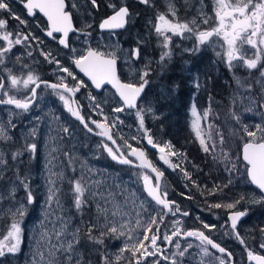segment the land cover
<instances>
[{"label": "rangeland", "instance_id": "obj_1", "mask_svg": "<svg viewBox=\"0 0 264 264\" xmlns=\"http://www.w3.org/2000/svg\"><path fill=\"white\" fill-rule=\"evenodd\" d=\"M67 1L72 23L75 29L82 33L81 36H73L70 39L67 51L50 48L36 34L40 24L35 21L28 22L13 11L0 10V19L6 21V27L0 29V34L10 33L8 31V16H19L24 19L26 24L23 25L27 33L19 32L21 34L19 38L21 41L27 42V45L21 46L19 50L25 52L35 51L39 57L35 62L42 65L41 69L36 70L40 73V76L42 73H47L54 80L59 81L58 77H64V82H69L71 85L76 84V81L71 77L58 71L55 63H48L41 55V52H51L62 66L68 67L77 79L84 83V86L80 88L79 100L88 116L101 123L104 122V116H107L108 124H115V127L110 128L113 137L124 151L129 149L127 145H131L133 148L145 146L148 147L145 148L146 151L151 150L153 152L155 164L159 171L163 173V185L168 183L166 186L169 187V192L174 198H178V202L183 208L178 211L177 215L171 211L174 214L172 218H166L163 222H158V227L161 226L162 231L157 240L156 254L144 256L141 264H170L173 259L179 260L180 264H201V261H203V264H209L207 256L203 255L201 248L195 246L193 242L181 243L172 239L171 243L168 244V241L164 239L166 235L170 236L174 231L173 224L176 221H180L178 227L181 229L182 224L186 223L203 222V225H210L206 222L211 217H198L199 215L191 210L188 204L195 203V200L191 199L193 189L187 186L186 178L183 177L181 172L182 167L177 173L173 172L175 167L174 163L171 164L169 161V149L161 153L157 148H153L148 144L145 131L140 128L136 113L143 110L141 115L144 118L145 130L151 124L158 122L169 124L172 120H175L172 115L173 112L170 111L167 104L163 103L167 93L161 91H167L168 80L176 79L188 90V96L184 108H181V113L188 118V126L192 137L199 141L192 127L195 120L192 107L195 106L197 113L201 115L202 94L205 93L202 86L206 84L207 80L203 76L211 71L217 77L218 72L224 70L223 72L233 83L232 88L227 92L228 110L226 116L232 118L233 114L239 115V125L241 127H237L236 135H238V142L241 143L248 139L243 136L242 125L254 128L256 124H264V108H260L258 104H251L248 99V97H252L258 102L264 103V100L261 99L264 96V85L257 83V80L260 79L259 72L252 70L250 73L244 67H236L233 71H229L225 62L226 58H223L226 45L219 37H212L210 43L201 46L199 51L191 52L186 51V49H192L195 44V38L191 34L185 33L184 38H182L179 35L167 33L171 36L169 48L164 49L162 47L163 38L157 36L153 25L158 14H166V18L173 19L169 13V3L174 5L176 9L175 19L178 22L187 23L196 19L197 27L203 30L208 28L209 25L201 22L200 10L209 17H214L213 0H151L150 5L141 4L139 0H99L100 7H94L92 0ZM109 2L116 5L128 3L137 12L130 15L127 26L122 32L97 33L95 30L97 22L112 10L108 7ZM88 25H91V27H88ZM29 33L32 36L25 40L24 36ZM85 33L89 35L86 36ZM16 38L15 34L10 37L13 41ZM15 45L17 44H14L13 47ZM0 46L6 47L7 44L0 40ZM42 46H44V49H42ZM88 48L104 53H114L117 63V77L124 83H142L139 74L145 66L148 67L150 72L149 76L146 77L148 83L137 98L136 108L124 110L120 113L114 112L113 108L121 105L113 93L107 88L99 93H93L89 85L73 70V59L83 55ZM134 48L140 50L138 59H132L129 55ZM244 48L248 56L254 58L256 50L246 44ZM12 49L5 54L4 63L0 64V75L5 82L1 97L3 99V92L8 91L10 95L24 99L30 97V91L25 89L22 84L18 85L17 88H12L8 81V70H11V74L21 78V80L26 78L29 71L34 73L35 70L25 65L24 55L17 50L12 51ZM73 49H75V52H73ZM164 51H170V57L162 62L160 56ZM217 53H220V55H217ZM201 57H203V60L200 61ZM262 61H264V57H262ZM234 77H239L245 84H251V92L247 91L246 88H238ZM158 80L164 81L163 83L160 82V88H157ZM202 81L203 84H201ZM197 83L200 84L199 88L196 87ZM31 86L29 87L31 88ZM46 91L47 93H45ZM42 92L43 94L38 98L37 103L27 117L20 112L16 113L12 110L0 108V127L4 128L10 137L8 140L0 139V155L5 161V164L0 165V233L6 234V228L13 220L19 223L21 229L19 250L14 254L6 252L4 257H0V264H47L49 244L47 239H42V233L45 231L51 233L54 227L59 229L61 220L67 223L69 230L67 239H71V232L78 227L81 229L82 240L76 246L77 252L74 259L78 258L81 264H101V255L106 253L114 261L120 252V248L125 243H133V241L128 240L129 235H132L134 239H142L146 227L145 222L148 220L149 215L156 216L159 221V208L151 204L143 195L140 186L142 181L140 174L129 171L124 167L118 169L117 166L110 165L111 163L109 164L106 157L108 153L103 147L105 143L89 138L79 127L72 125L71 114L68 111L65 112L63 102L54 91L42 90ZM89 95L95 98V103H98L100 108H96L93 101L89 100ZM49 96L53 97L54 100L50 101L45 98ZM249 107L251 110H248ZM101 109L103 110L102 115L100 114ZM233 121L236 124L235 119ZM199 125L201 128V120ZM178 127H182L181 124ZM65 128L68 129L67 133L64 132ZM178 135L182 136L180 133ZM33 143L36 145L34 153L25 150L28 144ZM54 149L55 151H53ZM18 150L21 155L13 160L12 153ZM206 154L208 155L209 152ZM161 156H164L168 163H165ZM210 165H212L211 162H209ZM53 173L62 174L63 179L59 175H52ZM17 175L29 185L33 194V203L29 204L27 202V192L17 180ZM50 178L54 181V184L48 183ZM202 178L205 179V176ZM219 178L226 181V174H220ZM243 178V176H240V179ZM70 180H81V183L86 187L85 203L79 211L76 210L73 203ZM224 181L218 179L216 185H220L219 188H223V191L226 189L224 191L226 195L222 197L224 198L223 205L239 201L236 205L252 208L263 202L262 197L253 190L247 189L245 192L243 190L232 191L227 188L229 184ZM245 184L246 181L241 180V189ZM50 187L58 189L59 205L55 202L52 204L46 202ZM204 187L201 183L198 184L196 189L194 188L197 196L202 195L205 198L202 205L210 203L216 197L214 192L209 194V191L212 190L211 187V189L205 191L203 190ZM242 197L243 199H241ZM142 203L143 208L141 207ZM21 204L24 205V215L13 217L12 213ZM98 206L109 209L107 215L116 223L118 228L120 223L127 224V227L123 229L125 233L123 236L119 238L106 237L104 245L92 244L83 237L85 226L97 221ZM117 207L121 214L112 217L111 213ZM185 207L188 209H185ZM145 208L148 209L147 212H145ZM199 211H201V208ZM185 212L188 213L187 216L183 215ZM137 213L140 215L138 216ZM137 219L141 220L140 226L136 225ZM99 222L100 224L104 223L103 215L99 216ZM263 224L264 222L257 224L256 230L251 228L255 227L252 222L248 224L243 222L240 225L239 230L243 236L242 238L240 236V239L244 241L246 248H257L261 245L264 240V234L260 232V229L264 228ZM156 227L157 225H153V232ZM215 229L220 232L219 239L231 241L230 233L224 221L218 223ZM94 234L99 236V231H94ZM0 239H3L2 235H0ZM177 242L181 246L180 249L175 246ZM145 243L149 244L150 241ZM232 243L234 248L231 251L236 257V261L242 262L243 256L239 251L238 243L235 241ZM232 243L230 242L227 246L231 247ZM189 244L192 247L188 249L184 257L172 255L174 252L183 250ZM149 250L151 251V249ZM42 256L43 261L41 260ZM58 256L61 260L63 259L62 255L58 254ZM137 256L139 257L140 253H137ZM164 257H168V259H164ZM119 264H136V260L130 252H125Z\"/></svg>", "mask_w": 264, "mask_h": 264}, {"label": "snow or ice", "instance_id": "obj_2", "mask_svg": "<svg viewBox=\"0 0 264 264\" xmlns=\"http://www.w3.org/2000/svg\"><path fill=\"white\" fill-rule=\"evenodd\" d=\"M139 3L144 5H150L151 0H139ZM92 5L94 7L97 6V0H92ZM24 7L28 10V15L33 14L34 9H39L49 21V30L46 32V35L52 37L54 32L62 33L63 36L59 39V44L63 45L65 48L68 47L67 36L69 32L76 31L73 28L72 19L68 12L65 11V3L64 0H27L24 4ZM75 7V5H73ZM108 7L113 10L112 15L108 16L99 24V28L101 30L105 29H121L124 28L126 23L128 22V18L130 17L129 9L123 3L121 5H116L114 3L109 2ZM213 12L214 17H209L207 14L201 11V22L205 25H209L208 28L200 30L197 27V20L193 19L187 23H181L176 20V9L174 5L169 3L168 9L169 13L173 17V19L166 18V14H158L157 19L153 25L154 31L158 37L163 38L162 47L164 49L169 48V43L171 42V36L167 35V33H172V35H179L184 38L185 33L191 34L192 37L195 38V44L192 49H186V51L196 52L200 50V47L210 43L212 37H219L224 41L226 48L223 53V58L229 68V71H233L236 67H244L250 73L252 70H256L259 72L260 79L257 80V83H261L264 85V61H262V57H264V0H213ZM0 10L11 11L9 4L6 0H0ZM15 19H18L20 24H26V21L19 16H14ZM6 21L4 19H0V29H5ZM91 27V25H88ZM13 33L4 32L0 34V40L6 42L7 46H0V64L4 63L5 54L10 52L14 44H20L21 39L20 33L17 32L15 35L17 38L13 41L10 37ZM85 35H89L85 33ZM32 36L29 33L27 36H24V39L27 40ZM34 39V37H32ZM250 46L252 49H255L254 58L249 57L247 54L244 45ZM75 52V49H73ZM31 55V53H29ZM41 55L44 56L45 60L48 63H55L57 70L65 73L68 77H71L74 81H76L75 85H69L64 82V77H58L59 83H47L46 81H41L40 77L34 74L32 71H29L26 78L22 79L12 75L11 70H8V81L12 88H17L18 85H23V87L30 91L31 97H26L24 99H18L13 95H10L8 91L3 92V99H0V104L13 105L16 109L27 111L30 107L31 100L37 96L36 89L39 88L41 83L45 84V87L51 88L54 93L59 96V99L63 102L65 109L79 122L84 125V127L92 132L93 129L89 127V122H86L85 118L81 115L78 107L76 106L75 100H70L65 97L62 93H68V96L71 97L75 95L76 92L80 90L81 87L84 86L82 81H79L77 77L73 74V72L68 68L64 67L60 64L59 60H57L51 52L44 53L41 52ZM132 59H138L140 56L139 48H134L129 53ZM220 55V53H217ZM170 57V51L162 52L160 56V60L163 62L166 58ZM242 62V63H236ZM73 63L76 68L79 69L80 72L84 73L95 85L97 89L101 87L105 82L112 84V86L116 89L117 93L120 96V99L123 101V106L114 107L113 111L116 113H120L124 111L125 108H136L137 98L140 96L142 91L144 90L145 85L148 83L146 79L149 76L150 72L148 67L140 72L139 78L142 81L139 85L133 83H122L120 79L117 77V68H116V57L114 53H104L99 50H93L89 48L87 50L86 55H80L73 59ZM27 67V66H25ZM238 88H246L247 91L251 92L252 85L245 84L239 77H234ZM30 85H35V87H29ZM196 87L199 88L200 84L197 83ZM5 88V82L0 80V89ZM62 90V91H61ZM251 104H258L260 108H264V103H260L252 97H248ZM264 100V96L261 97ZM89 100L93 101L96 108H100L98 103H95V98L89 95ZM248 110H251L249 107ZM143 110L137 111L136 115L140 123V128L145 131V136L148 140V144L153 148H157L161 153L165 152V149H169V155H176L174 151H171V146L165 144L164 146H160L151 136H148L147 130L144 129V118L141 115ZM101 115L103 114V110L101 109ZM192 114L195 117L193 121V131L196 134V138L199 140L200 146L204 152H209V148L206 145L205 140L202 138L203 132L200 128L199 121L203 119H207L209 115V111H205L203 115H199L195 106L192 107ZM233 119L240 123V117L237 114H233ZM108 117L104 116V122H98L95 120L90 121L91 123L96 125V128L101 129L100 132L94 133L96 135H100L105 137L108 140H112L113 143L115 141L110 134L109 129L111 127H115V124H108ZM242 133L243 136L248 139L243 142V159L248 165L247 174L253 184H255L262 192H264V124H256L253 127L248 125H242ZM64 132H68V129L65 128ZM235 134V131H234ZM217 135H220L221 143L224 142V137L219 132ZM0 139L8 140L10 137L7 135L6 130L0 127ZM104 150L108 153V155L115 161L120 164H132V161L125 158L123 154L117 156L115 153L120 152L121 150L117 148L115 152L112 148H110L107 144L103 145ZM128 148L131 149L130 152L127 153L128 156H135L138 160L141 161L139 165H135L140 168H148L151 172L155 173V183H153L152 179L143 173H141V179L144 182V191L147 193V196L151 198V201H154L156 205L160 206L159 209V221L156 216L149 215L148 220L145 222L146 227L144 228L142 239H134L132 235L128 236V240L133 241V243L128 244L125 243L122 248H120L119 254L115 257L113 261L106 253H102L101 255V264H119L120 260L123 257L125 252H130L132 257L136 260V264H141V260L146 255H155L156 254V245L158 236L153 232V225H157L158 231V222H163L164 215L167 212L171 211L170 205L174 202L169 201L167 199V192L161 190V180L160 177L163 175L158 169H156L152 163L147 159L145 153L141 149L133 148L131 145H127ZM29 152L34 153L36 151V145L28 144L26 149ZM213 147V151H214ZM55 151V149L53 150ZM21 152L18 150L12 153V158L15 160ZM67 155V153H65ZM225 159H227V153L224 154ZM161 159L164 160L165 163H168V160L161 156ZM5 164V161L0 155V165ZM231 169H229L230 171ZM52 175H59L61 179H63L62 174L53 173ZM187 177L188 174L185 173ZM83 179V178H81ZM17 180L19 183L23 185L25 191L27 192V202L29 204L33 203V194L30 191L29 185L25 183V180L17 175ZM71 192L73 196V203L77 211H79L85 203V192L86 187L81 183V180H70ZM49 184H54V181L50 178L48 180ZM219 188V186H216ZM215 189L209 191V194H213ZM58 189L54 187H50L48 189L47 203L52 204L55 202L57 205L60 203V197L57 195ZM95 195V194H93ZM243 199V197L241 198ZM260 202V201H253ZM239 203L236 201L234 203H228L226 205H222L220 203L210 204V208H221L225 207L227 209L235 208V205ZM143 208V203L141 204ZM145 212L148 209H144ZM109 209L100 208L98 206V217L95 223H91L85 226L83 230V237L87 239L88 242L96 245H104L106 237L119 238L123 236L125 233L123 231L124 228L127 227L126 223H120L119 228L116 226V223L112 221L107 215ZM120 213L119 208L112 211V217L117 216ZM13 217L16 215L23 216L24 215V205L21 204L19 208L12 213ZM104 216V223L100 224L99 216ZM139 216L140 214L137 213ZM183 215L187 216L188 213L185 212ZM246 215L245 212L236 211L229 215V220L232 222V229L235 232L237 227V221ZM180 221H176L173 224L174 231L172 232V236L181 235V229L178 227ZM136 225H141V220H136ZM204 228H210V225L204 224ZM134 230V229H133ZM20 226L19 223L13 220V222L6 228V234L0 233L3 236V239H0V257H4L7 253H16L19 250L20 244ZM94 231H99V236L94 234ZM260 232L264 234V228L260 229ZM69 233L67 223L63 220L60 222L59 229L53 228L52 232L49 233L45 231L42 233V239L48 240V260L47 264H81V261L77 258L74 259L77 248L76 246L81 243V229L78 227L75 231L71 232V239H67V235ZM151 233V235H150ZM183 235L189 237H195L201 242V251L203 255H209L207 247H203L205 245H211L212 248H215L220 253H225L231 259V254L226 253V250L221 247L219 244L215 243L211 238L206 236L202 231H187L184 232ZM172 236H165V241L171 242ZM55 238L54 240L52 238ZM236 239L240 241L241 244L244 243L242 239H240L239 234L237 233ZM146 241H150L149 244H146ZM176 248L180 249L181 246L177 242ZM192 245L189 244L183 248V250L179 252L172 253L173 256L184 257L185 253L191 248ZM261 248H264V241H262ZM151 249V251L149 250ZM137 253H140V256H137ZM58 254L63 256L61 260ZM249 261H255V264H264V255H255L252 251L247 252ZM164 259H168V257H164ZM43 261V256L41 257ZM170 264H180L179 260H171ZM203 264V261H201ZM220 264H225L223 259L220 260Z\"/></svg>", "mask_w": 264, "mask_h": 264}, {"label": "flooded vegetation", "instance_id": "obj_3", "mask_svg": "<svg viewBox=\"0 0 264 264\" xmlns=\"http://www.w3.org/2000/svg\"><path fill=\"white\" fill-rule=\"evenodd\" d=\"M64 1H65V11L68 12L69 15L71 16L70 9L68 7V1L67 0H64ZM6 2L9 4L11 11L16 12L21 17H23L25 20H27L28 22H34L35 21L36 23L40 24V27L38 28L36 34L39 35L41 37L42 41H44L50 48L53 47V48H57L58 50L60 49V47H58V45H57V40H58L59 36L57 34H53L52 37H46L45 36V32L47 31V27H46V24H45L43 18L39 14H37L36 12H33L32 16H29L28 13L26 12V10L23 8L24 0H6ZM124 5H126L128 7L129 12H131L130 11L131 9L134 10V8H131V6L128 3H125ZM97 7H100V1L99 0H97ZM112 12H113V10H111L106 16H108ZM136 12H134V14ZM106 16H104V17H106ZM104 17H102V18H104ZM7 19L9 20L8 31H10V33L16 34V32H22V31H23V34H26L27 33L24 25L23 24H20L19 20L15 19L14 17H11V16H8ZM98 22H97V24H98ZM127 23L125 25V28L127 26ZM97 24H96V26H97ZM96 26H95V30H96ZM33 32H35V31H33ZM96 32H97V30H96ZM79 33H81V32H79ZM97 33H99V32H97ZM81 35H82V33H81ZM13 37H15V36H13ZM72 37L73 36L71 35L68 38V40H67L68 47H69L70 39ZM23 45H27V42H25V41L22 40L20 44H17V45H15L13 47L12 51L17 50L22 55H24L23 56V59L25 60L24 61L25 62V65H27L30 68H32V70H35L34 71V74L38 75L40 77V80L41 81H46L47 83H51V82H53V83H59V81L54 80L53 77L51 75L47 74V73H42V75L40 76V73L38 71H36V70L41 69L42 68V65H40V63H38V62H35L39 58L38 55L33 50H30L29 52H25L24 50H19L20 47L23 46ZM68 47H67V50H68ZM42 49H44V46H42ZM60 50H62V49H60ZM67 50H62V51H67ZM29 53H31V55H29ZM0 80H3L4 81L3 77H1V75H0ZM65 83L71 85L69 82H65ZM139 84L140 83H138L136 85H139ZM33 86L34 85H32L31 87H33ZM41 89L42 90L53 91L51 88L45 87V84H40L39 88L36 89L37 96L34 98L33 104L31 105V107L27 111H23V110H19V109L14 110V109L9 108V107H0V108L1 109L12 110L13 112H16V113L17 112H20V113H22L23 116L27 117L30 114L31 109L37 103L38 98L43 94V92H42ZM2 90L3 89H0V99H2V97H1L2 96L1 95ZM45 93H47V91ZM79 93H80V90L78 92H76L75 95H73V100L76 101V106L78 107L81 115L85 118L86 122H89V127L93 129V131H92L93 134H88L83 129H81L80 126L76 122L73 121L72 115H71L72 125L73 126H76V127H79L89 138H92L93 140H97V141H100L101 142L102 140L98 137V135L94 134V133L100 132L101 129L96 128V125L90 122V121H92L94 119H92L90 116L87 115L85 109L83 108V105L81 104V102L79 100ZM63 95H65V94H63ZM30 97H31V93H30ZM65 97L68 98V99H70V97H68L67 95H65ZM16 98L23 99L22 97H16ZM45 98H48L50 101L54 100V98L53 97H50V96L49 97H45ZM65 112H67L66 109H65ZM95 121H98V120H95ZM151 125H153V124H151ZM176 129H177L176 133L169 134V137H168V139L165 142L166 144H168V145L171 146V151H174L176 153V155H170L169 156L170 163L171 164L174 163V167H175L174 171L173 170L172 171L175 172V173H177L178 170H181L182 169L181 172H182L183 177L186 178L185 182L187 183V186H189L190 189H193V192H192V194H193L192 196L193 197L191 196L192 197L191 199L192 200H195L196 203L191 202V204L193 206L190 203L188 204L189 207L191 208V210L194 211L196 213V215H199L198 217L208 216V217H211V219L206 222V223H209L210 224V228H204L203 227V222H200V223L197 222L195 224L194 223L193 224L186 223L184 225L182 224V228H181V233L182 234L181 235H178V236H172V233H171L170 236H172V239H175L176 241H179L181 243L182 242H186V241H190V242H193L195 246L201 248L202 247L201 246V242L197 238L185 236V235H183V233L184 232H187V231H196V230L202 231L206 236H208L209 238H211L215 243L219 244L228 253L231 254V258H232L231 263L232 264H246V258L248 256L247 255V252L248 251H252L255 255H264V248H261L260 245L257 248H249V247L246 248L245 245H244V243L241 244L240 241L238 239H236L237 233L239 234V236H241V238L243 237L241 235V232L239 230V227L246 220L247 213H248V211H249L250 208H248V207L246 208V207L241 206V205H235V208H233V209H227L225 207H221V208H210L209 207L210 204H216V203H220V204L223 205L222 201L224 200V198H222V197H225L226 194H225L224 191L226 189L223 191V188H221V187L220 188H217L216 187V185L218 184V182H217L218 179H221L222 181H224L222 178H219V175L220 174H223V173L222 172L219 173L220 169L217 168L216 169V172L214 174L213 173H212V175L211 174H206V177L207 178H205L204 180L202 179V180L199 181L198 174L196 173L197 172V169H196V172H194V169H192V170L189 169V166H188L187 161H186V157H188L192 161L191 157L194 154L193 153L194 150L190 149V143L195 144V142L192 141V142L189 143V141L187 140L188 137L192 138V136H191V134H189L187 132L186 127H176ZM147 130H148V128H147ZM109 131H110V134L112 135V138L115 141L117 147L121 150L120 153L123 154L127 159L131 160L133 165H139V163L135 159V156H128L127 155V153L131 151V149L129 148V149H127V150L124 151L123 148L120 147V145L114 139L113 134H112V132H111L110 129H109ZM178 133H180L182 136L178 135ZM134 148L143 150L144 153H145V156L147 157V159L152 163V165L156 169H158V167L155 164L153 152L151 150L146 151V149L148 147L146 148L145 146H136ZM179 159L181 160V162H180ZM175 161H177V162H175ZM114 166H117V165H114ZM194 166H195V164H194ZM118 167H124V168L131 169L132 171H134V172H136L138 174L143 173L145 175H148L152 179V177L149 174H147L145 171H143L140 168H134V167H131V166H118ZM195 168H196V166H195ZM242 168L244 170V178L243 179L245 180V167L242 165ZM185 173L188 174L187 177L185 176ZM201 175L203 176L204 174H201ZM243 179H239L238 182L228 183L227 180L224 181V182H226V183L229 184V187H227V188L228 189H231L232 191L243 190L245 192V190H247V189L253 190L247 184V182H246L247 185L245 184V186L242 187V189H241L240 183H241V180H243ZM160 180H161V190L162 191H166L167 192V199L169 201L174 202V203H172L170 205L171 211L174 214L177 215L178 214V211L180 209H182L183 206L180 204V202H178V198H174L171 195V193L169 192V189H168L169 187L166 186L168 184V183L166 184V181H165V184L166 185H163V183H164V177L163 176H161V179ZM201 183L205 186V188L203 189L204 191L207 190V189H209L210 187L212 188V190L215 189L214 194H215L216 197L214 198V200H212L210 203H208L209 205L208 204L202 205V201H204V199H205L204 196L197 197V194L194 195L195 192H194L193 186L197 187L198 184H201ZM165 186H166V188H165ZM246 186H247V188H246ZM254 192H256V191H254ZM262 199H263V202H264V198H262ZM200 208H201V211H199ZM171 211L167 212V214L164 215L163 220L166 219V218H172L174 216V214L171 213ZM236 211L245 212L246 215L243 216V220L241 222H239V224L236 227V231L234 232L233 230H230L229 229V227L227 225V222H226V216L228 215V213L236 212ZM223 221L226 224L227 230L230 233V236H231V239L230 240L231 241H228V240L222 241L221 239H219L220 232L216 231L215 226H217L218 223L223 222ZM161 231H162L161 226L158 227V231H157V227L154 230L155 234L158 237L160 236ZM183 236H185V239H182ZM234 241L237 242L238 245H239V251H240V253L243 256V261L242 262L241 261H239V262L236 261V257L234 256V254L231 251L234 248L233 243H232ZM230 242L232 243L231 247L229 245L227 246V244H229ZM170 243L171 242H168V244H170ZM203 247H207V249H208L209 255H207V260H208L209 264H220V262H219L220 259H223L225 261V264H228L229 263L228 260H227V258L225 256H218V255L214 254L209 249V247L207 245H205Z\"/></svg>", "mask_w": 264, "mask_h": 264}, {"label": "trees", "instance_id": "obj_4", "mask_svg": "<svg viewBox=\"0 0 264 264\" xmlns=\"http://www.w3.org/2000/svg\"><path fill=\"white\" fill-rule=\"evenodd\" d=\"M130 11V14H133L137 10L131 9ZM199 60H203V57ZM223 71H219L217 77H215V75L210 71V73L203 76L207 79L206 84H203V81L201 83L203 84V92H205H202L203 103L202 106L200 105L201 116L205 111H209L207 119H201V129L203 132L202 138L205 140L206 145L209 148V154L207 155L204 153L199 141H196L194 137L187 138L189 143L194 141L195 144L190 143V149L194 150V154L191 157L192 161L188 157H186V161L189 169H194V172H196L197 169L196 173L198 174L199 181L204 179L202 178L204 175L206 178V174H214L217 168L220 169L219 173L222 172L226 174V180L228 183L238 182L240 176L244 177V170L238 158L239 147L243 142H238V135H236L237 127L241 126L236 120L235 124L232 118H227L226 116V111L228 110L227 92L230 88H232L233 83ZM157 82V88H160V82L163 83L164 81L158 80ZM167 84V91H161L167 93L166 99L163 103L165 105L167 104L170 111L173 112L172 115L175 120H172L169 124L165 122H158L148 127V136H151L154 142L159 144L161 147L166 144L165 142L168 139L169 134L176 133V127H178L179 124H181L182 127H186L187 132L191 134L188 126V118L181 113V108L184 106L188 96V90L184 88L183 85L176 79L168 80ZM217 132L223 135V143H221L220 135H217ZM213 147L215 149L214 151ZM225 153H227V159L224 157ZM107 161L109 164L111 163L108 159ZM209 162H211L212 165L209 166ZM110 165H112V163ZM116 168L121 169L123 167L117 166ZM125 169L132 171L128 168ZM229 169L231 170L229 171ZM201 174L204 175L202 176ZM263 219L264 202H262L259 206L250 208L244 222H246V224L252 222L255 227L251 228L256 230L257 224L264 222Z\"/></svg>", "mask_w": 264, "mask_h": 264}, {"label": "water", "instance_id": "obj_5", "mask_svg": "<svg viewBox=\"0 0 264 264\" xmlns=\"http://www.w3.org/2000/svg\"><path fill=\"white\" fill-rule=\"evenodd\" d=\"M26 2H27V0H24L23 8H24V9L26 10V12L28 13V10L24 7V4H25ZM64 3H65V1H64ZM33 12H36L37 14H39V15L43 18V20H44V22H45V24H46V27H47V31H48V30H49V21H48V18H47L42 12H40L39 9H34ZM110 15H112V13L109 14L108 16H110ZM29 16H32V15H29ZM108 16L102 18V19L98 22V24H97V26H96V30H97V32H99V33H119V32H121V31L125 28V27H124V28H121V29H111V30H109V29H105V30H101V29L99 28V24H100V22H102L104 19H106ZM73 28H74V26H73ZM74 29H75V28H74ZM47 31H46V32H47ZM46 32H45V36H46V37H49L48 35H46ZM53 34H57V35L59 36V38H58V40H57V45H58V47H60V49H62V50H67V48H65L63 45L59 44V39L63 36V34H62V33H59V32H54ZM71 35H72V36H80L81 33H79L77 30H76V31H73V32H69V33H68V36H67L66 39L68 40V38H69ZM88 49H89V48H88ZM88 49H87V50H88ZM87 50L85 51V53H84L83 55H86V54H87ZM72 68H73V70L79 75V77L89 85V87H90V89H91L92 92H94V93H99V92L102 91L104 88H107V89H109V90L113 93V95L115 96V98L117 99V101L120 103V105L123 106V101L120 99L119 94L117 93L116 89L112 86V84L105 82L104 84L101 85V87H100L99 89H97V88L95 87V85H93L92 81H91L86 75H84V73L80 72L78 68H76V66H75V64H74L73 62H72ZM116 68H117V63H116ZM51 83H53V82H51ZM51 83H49V84H51ZM122 83H123V82H122ZM41 84H44V83H41ZM33 87H35V85H34ZM61 91H62V90H61ZM63 94H65V95L68 96V93H63ZM68 97H69V96H68ZM70 100H73V96L70 97ZM33 101H34V99L31 100L30 107H31V105L33 104ZM0 107H9V108H12V109H14V110H17L13 105L0 104ZM30 107H29V108H30ZM124 110H129V108H125ZM72 119H73V121L76 122V123L80 126V128L83 129L86 133H88V134H93L92 132H89V131L84 127V125H82V124L79 122V120L75 119L73 116H72ZM98 137H99L104 143H106L110 148H112L114 152H115V150L118 148L117 145H116V143H113L112 140H108V139H106L105 137L100 136V135H98ZM115 154H116L117 156H120V155H121L120 152H116ZM106 156H107V159H108L111 163H113L114 165H117V166H131V167H134V168H140V167H137V166H135V165H133V164H120V163H118L117 161L113 160L108 154H107ZM238 158H239L240 163L245 167V180H246L247 184H248V185H249L254 191H256V192L258 193L259 196H261L262 198H264V192H262V191H261V190H260L255 184H253V183L251 182V180H250V178H249V176H248V174H247V170H246V169H247L248 165L246 164V162H245L244 159H243V143H242V144L240 145V147H239ZM135 159L137 160V162H138L139 164L141 163V161L138 160L136 157H135ZM140 169H142V170L145 171L147 174H149V175L152 177L153 183H155V173L151 172L148 168H140ZM160 179H161V177H160ZM140 186H141V189H142V193H143V195L146 197V199H147L151 204H153L154 206L160 208V206L156 205L155 202H154V201H151V198L147 196V193L144 191V182H143V180L140 182ZM232 213H234V212L228 213V215L226 216V222H227V225H228V227H229L230 230H233V229H232V226H231V225H232V222H231V220H229V215L232 214ZM242 220H243V217H241V218L237 221V225H238L239 222H241ZM182 239H185V236H183ZM207 246L209 247V249H210L214 254H216V255H218V256H225V257L227 258L228 262H229L228 264H232V263H231L232 258L229 259V256H228L227 254H225V253H220V252L217 251L215 248H212L211 245H207ZM226 253H228V252L226 251ZM246 264H255V261H249L248 256H247V258H246Z\"/></svg>", "mask_w": 264, "mask_h": 264}, {"label": "bare ground", "instance_id": "obj_6", "mask_svg": "<svg viewBox=\"0 0 264 264\" xmlns=\"http://www.w3.org/2000/svg\"><path fill=\"white\" fill-rule=\"evenodd\" d=\"M219 88H220V87H219ZM125 158H126V157H125ZM187 173H188V172H187ZM194 188L196 189V187H194ZM200 188H201V187H200ZM204 188H205V187H204ZM208 188H209V187H208ZM210 189H211V188H210ZM196 194H197V193H196ZM196 194H194V195H196ZM207 194H208V193H207ZM201 196H202V195H201ZM201 196H200V197H201ZM197 197H199V196H197ZM188 201H189V200H188ZM188 201H187V202H188ZM190 202H191V201H190ZM200 202H201V201H200ZM195 203H196V202H195ZM190 204H191V203H190ZM191 205H192V204H191ZM194 205H195V204H194ZM197 205H198V204H197ZM192 206H193V205H192ZM186 208H187V207H185V209H186ZM187 209H188V208H187ZM189 209H190V208H189ZM258 233H259V232H258Z\"/></svg>", "mask_w": 264, "mask_h": 264}]
</instances>
